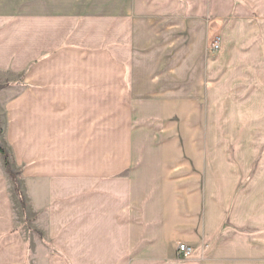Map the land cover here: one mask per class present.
<instances>
[{
	"label": "crops",
	"instance_id": "crops-1",
	"mask_svg": "<svg viewBox=\"0 0 264 264\" xmlns=\"http://www.w3.org/2000/svg\"><path fill=\"white\" fill-rule=\"evenodd\" d=\"M0 147V264H264V0H0Z\"/></svg>",
	"mask_w": 264,
	"mask_h": 264
},
{
	"label": "built area",
	"instance_id": "built-area-1",
	"mask_svg": "<svg viewBox=\"0 0 264 264\" xmlns=\"http://www.w3.org/2000/svg\"><path fill=\"white\" fill-rule=\"evenodd\" d=\"M220 48V39L218 36L214 37L210 41V45L207 47V53L208 54H214L219 51ZM194 250L191 247H188L183 244H179L177 248V258L179 260H188L193 256Z\"/></svg>",
	"mask_w": 264,
	"mask_h": 264
},
{
	"label": "rangeland",
	"instance_id": "rangeland-1",
	"mask_svg": "<svg viewBox=\"0 0 264 264\" xmlns=\"http://www.w3.org/2000/svg\"><path fill=\"white\" fill-rule=\"evenodd\" d=\"M217 35H214L213 37H211L210 39H209V41H208V43H207V45H206V52H207V47H208V45H210V41L214 38V37H216ZM13 181V180H12ZM14 182V181H13ZM11 185H12V182H11ZM10 185V186H11ZM14 187H16V185L14 184ZM11 189H12V186H11ZM15 192V193H14ZM13 193H12V196L13 197H15V198H17L18 199V201H19V204H20V206H21V209H20V211H19V208L17 209V211L20 213V218L19 219H17V221L18 222H20L21 223V221H23L22 223H23V229H21V230H23V231H30V224H31V218L29 217V215L28 214H26V210H25V202H24V198H23V194L22 193H18V190L17 191H14ZM18 194H20L21 196H19ZM30 223V224H29ZM194 250V249H193ZM178 259V258H177Z\"/></svg>",
	"mask_w": 264,
	"mask_h": 264
},
{
	"label": "trees",
	"instance_id": "trees-1",
	"mask_svg": "<svg viewBox=\"0 0 264 264\" xmlns=\"http://www.w3.org/2000/svg\"><path fill=\"white\" fill-rule=\"evenodd\" d=\"M0 156L3 159L4 167H5L6 171H7V174L9 175L11 180L15 181V176L12 173L11 168H10L9 155L6 152V150L3 149L2 147H0ZM15 191H17V187H15Z\"/></svg>",
	"mask_w": 264,
	"mask_h": 264
}]
</instances>
